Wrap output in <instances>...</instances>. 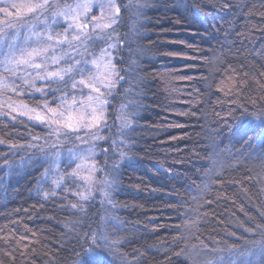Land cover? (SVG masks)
Returning <instances> with one entry per match:
<instances>
[{"label": "snow or ice", "instance_id": "snow-or-ice-1", "mask_svg": "<svg viewBox=\"0 0 264 264\" xmlns=\"http://www.w3.org/2000/svg\"><path fill=\"white\" fill-rule=\"evenodd\" d=\"M151 6V0H0V123L6 130L0 136L5 146L0 150V192L7 196L13 177L34 176L38 197H77L69 204L76 219L65 225L73 244L72 264H147L149 249L127 251L135 241L128 239L115 196L121 188V166L137 141L143 109V80L137 70L145 53L139 39L144 10ZM174 7L183 9L191 24L204 23L203 6L195 0H175ZM223 7L245 17L258 14V23H264V11H258L264 9V0L235 5L224 0ZM122 9L136 18L131 35L119 33ZM176 42L193 47L184 40ZM168 55L193 58L180 52ZM228 68L234 84L227 91L220 86L217 90L231 94L240 122L228 145L220 140L222 132L215 133L203 158L206 163L200 165L199 185H189L183 196L169 190V196L177 197L168 203L175 216L174 232L169 233L173 243L164 248L162 259L171 264H264V201L259 198L255 212H245L248 219L238 224L239 231L215 236L202 231L206 205L214 202L207 193L214 184L232 183L223 174L234 162L238 170L240 161H259L258 183L264 185V64L240 62ZM123 84L128 85L126 102L109 123V98ZM195 100L193 96L191 102ZM224 123L232 131L231 123ZM17 124L24 126L26 136ZM36 125L44 135L31 132ZM92 207L94 216L88 210ZM27 239L18 228L0 227V253L7 264L30 255L29 245L23 243ZM0 264L6 261L0 259Z\"/></svg>", "mask_w": 264, "mask_h": 264}, {"label": "trees", "instance_id": "trees-1", "mask_svg": "<svg viewBox=\"0 0 264 264\" xmlns=\"http://www.w3.org/2000/svg\"><path fill=\"white\" fill-rule=\"evenodd\" d=\"M186 2L191 4L194 0ZM195 2L203 6L202 25L191 24L183 9L174 7L175 0H151L152 6L144 10L139 44L145 53L137 70L143 80V109L138 120L136 146L131 158L121 166V188L115 199L119 204L116 211L127 222L128 239L135 241L127 251L149 249L147 264H171L162 259L164 248L173 243L169 233L174 232L175 216L168 203L177 197L169 196V190L177 189L183 196L189 185H199L200 165L206 163L203 158L215 133L222 132L220 140L228 145L239 125L240 114L235 111L233 97L217 90L220 86L227 91L234 84L228 79V65L239 66L240 62L251 65L255 61L264 64L261 54L264 53V23H258V14L245 17L225 9L224 0ZM229 2L235 5L248 0ZM123 17L125 23L120 35L126 32L131 35L136 18L129 11H124ZM180 40L193 47L176 42ZM170 52L193 58L168 55ZM197 88L199 92H195ZM189 92L193 95H187ZM193 96L195 103L191 102ZM225 121L231 123L232 131L226 130ZM177 123L183 126L175 127ZM16 127L22 137L28 134L23 125ZM5 131L0 123V136ZM7 131L15 135L14 131ZM31 132L42 134L37 126ZM173 136L176 138L172 139ZM4 149L5 146L0 145V150ZM195 153L201 158L197 159ZM2 171L0 169V173ZM259 171V161H240L238 170L234 162L223 174L224 179L232 183L212 185L207 197L214 202L206 205L207 219L202 228L205 235L239 231L238 224L248 219L245 212H255L257 198L264 201V192L259 191L264 187L258 183ZM35 189L34 176L13 177L7 185V196L0 192V227L18 228L21 235L28 237L23 243L29 245L30 255L17 256L16 264H72L73 244L65 225L76 219L69 207L76 201L74 197L68 199L59 195L45 200L35 195ZM88 210L90 215H95L94 207ZM12 219H17L18 223L11 224ZM0 259L7 264L8 258L3 253Z\"/></svg>", "mask_w": 264, "mask_h": 264}, {"label": "rangeland", "instance_id": "rangeland-1", "mask_svg": "<svg viewBox=\"0 0 264 264\" xmlns=\"http://www.w3.org/2000/svg\"><path fill=\"white\" fill-rule=\"evenodd\" d=\"M118 2H119V0H118ZM123 13H124V11L122 9V12H121L122 21H123L122 26L125 23V18L123 17ZM120 31H121V28L119 29V33H120ZM37 83L39 84L40 82H37ZM127 87H128L127 84H123L122 87L118 86V88L116 90H114V96L109 98L110 99V102H111V107L109 109V123L112 122L113 118L118 113L119 106H120L121 102H126V101H124V96H125V91L124 90ZM37 99H39V97H37ZM117 123H119V122L117 121ZM36 126H37V129L42 133L41 135L45 134V132L41 128V126H39V125H36ZM112 132L113 133L116 132V128H113L112 129ZM99 162H100L101 166H103V158H101ZM63 196L65 198H68V199L72 197V196H69L68 193H65ZM74 200L77 202V197H74Z\"/></svg>", "mask_w": 264, "mask_h": 264}]
</instances>
